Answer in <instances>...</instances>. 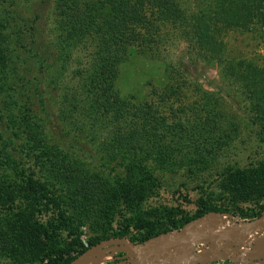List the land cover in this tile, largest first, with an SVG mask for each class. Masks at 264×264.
I'll return each instance as SVG.
<instances>
[{"label": "rangeland", "instance_id": "rangeland-1", "mask_svg": "<svg viewBox=\"0 0 264 264\" xmlns=\"http://www.w3.org/2000/svg\"><path fill=\"white\" fill-rule=\"evenodd\" d=\"M55 1L41 5L40 0H0L7 49L1 75L5 85L0 91V149L7 143L6 150L17 163L0 165V186L16 194L12 204L0 206V227L16 235L9 225L19 223L20 232H27L33 247L27 259L2 250L0 264H45L64 249L78 250L79 243L88 250L89 242L119 232H126L123 238L138 246L157 237L178 235L186 224L211 213L219 217H206L199 232L216 233L230 222L250 221L264 214V178L254 189L249 184L250 179L255 180L256 170L264 173V101L228 79L223 62L207 61L192 42L170 33L164 36L155 58L130 52L116 87L122 97L143 101L166 83L168 71L174 69L186 82L184 103L198 98L196 88L217 100L223 119L222 149L199 165L177 155L172 167L156 157L159 147L146 142L129 153L110 152L108 128L102 130L83 84L74 76L77 58L83 53L58 43ZM220 2L179 0L178 4L184 14L195 18L216 9ZM246 22V29H231L222 35L221 52L235 64L249 62L264 70V9L262 15L256 13ZM24 128H34L35 139L33 135L26 138L20 132ZM190 157L188 153L186 158ZM66 166L76 168L74 174L81 179L103 181L107 194L102 201L107 206L97 226L83 218L74 219L62 203L70 200L69 189L57 175L70 174ZM225 167L229 168L227 175L220 176ZM237 170L242 176L232 179ZM15 171L23 178L15 177ZM223 183L232 186L225 189ZM35 187H43V192L26 197ZM203 208L213 211L199 215ZM187 219L177 229L148 239L135 226L143 220L170 223ZM263 238L264 232H246L242 240L196 244L182 264H264ZM129 260L124 253L113 251L98 264H128Z\"/></svg>", "mask_w": 264, "mask_h": 264}, {"label": "trees", "instance_id": "trees-1", "mask_svg": "<svg viewBox=\"0 0 264 264\" xmlns=\"http://www.w3.org/2000/svg\"><path fill=\"white\" fill-rule=\"evenodd\" d=\"M178 2L179 0H56L54 6L58 43L65 48L69 47L70 51L83 53L82 57L77 58L78 68L74 71V76L83 84V93L92 104L102 130L108 128L107 134L111 136L107 143L110 152L115 150L118 153H129L132 148L146 142L160 148L156 149V157L166 167L175 165L174 158L177 155L183 161L191 159L192 164L199 165L205 164L211 158L209 156L219 152L223 147L222 142L224 143L222 112L217 100L199 88L195 89L198 91V98L188 104L184 103L186 82L180 79L174 69L168 71L166 83L153 89L151 96L145 100L136 102L122 97L116 84L121 66L128 60L130 52L141 57L155 58L159 53V46L166 40L164 36L176 32L192 42L207 61L223 62L226 67L224 74L228 79L239 82L254 99L264 101V70L249 65V62L235 64L229 58H224L221 52L222 35L231 29H246V20L250 21L256 13L262 15L264 0H221L216 9L195 18L184 14ZM45 3L46 0L39 2L41 5ZM5 27L0 23V91L5 85L1 76L3 55L7 52L3 37ZM22 47L21 44V49ZM20 132L29 139L33 133L36 134L34 128H24ZM34 135L32 139H35ZM2 146L0 165L7 167L11 163L16 166V160L6 150L8 144ZM185 148L189 150L183 151ZM188 153L190 158H186ZM65 169H71V173L59 174L57 177L64 180L69 189L70 200L62 203L74 219L83 218L92 227L97 226L103 220L101 211L107 206L102 201V197L106 198L107 194L102 186L103 181L81 179L74 174L76 168L66 166ZM228 169L225 167L219 175H227ZM237 172L238 174H231L232 179L242 176L243 172ZM261 172L263 171L256 170L255 180H249L252 189L260 185L264 178V173ZM15 173V177L23 178L21 173ZM223 186L228 189L232 185L223 183ZM41 192L43 187L41 190L30 188L26 197ZM15 196L5 186H0V206L12 204ZM210 211L213 210L203 208L198 214L204 215ZM187 221L188 219L169 223L143 220L138 221L135 226L136 229L144 230L147 233L145 239H148L177 229V225ZM18 225L19 223L9 225L16 230V235L0 227V253L5 250L27 259L25 257H29L33 247L25 236L27 232L21 233ZM125 236L126 232H119L102 241ZM98 243V240H93L88 246ZM77 246L78 250L64 249L45 264H70L87 250L79 243ZM73 251L74 255L71 254Z\"/></svg>", "mask_w": 264, "mask_h": 264}, {"label": "water", "instance_id": "water-1", "mask_svg": "<svg viewBox=\"0 0 264 264\" xmlns=\"http://www.w3.org/2000/svg\"><path fill=\"white\" fill-rule=\"evenodd\" d=\"M208 216L219 217V215L211 213L197 218L193 222L186 224L181 229V231L178 232V237L171 240L170 242H155V240L159 238L157 237L136 246L123 237L110 238L90 247L86 252L74 259L70 264H98V262L106 254H109L113 251L127 255L131 259L129 260L128 264H182L184 256L196 244L215 245L217 242L227 241L228 238L226 237L230 235H238L240 232L241 234L245 231H248L252 234L264 232V214L250 221L238 223L230 222V224L225 227V229H221L216 233L199 232V227L204 225V220ZM258 228L262 231H256ZM194 231L197 233L191 236ZM240 237L241 236L236 237L234 240H242ZM150 244H155V247H153V249L149 250L147 253H141V250ZM167 251L171 252L168 259L156 263V260ZM231 261L236 260L232 259Z\"/></svg>", "mask_w": 264, "mask_h": 264}, {"label": "bare ground", "instance_id": "bare-ground-1", "mask_svg": "<svg viewBox=\"0 0 264 264\" xmlns=\"http://www.w3.org/2000/svg\"><path fill=\"white\" fill-rule=\"evenodd\" d=\"M246 232H248V231L242 232V234H241V232H240L238 235H230V236H228V237H226V238L231 239V240H234L236 237H239V236L242 237L243 234L246 233ZM194 233H195V232H193V233L191 234V236H193ZM176 237H178V235H175V236H173V237L162 238V239H160V240H155V242H161V243H164V242H165V243H166V242H170L171 240L175 239ZM241 237H240V238H241ZM262 241H263V240H262ZM260 243H261V242H260ZM262 244H263V243H262ZM153 247H155V244H150V245L144 247V248L141 250V253H147L149 250L153 249ZM170 254H171L170 251H167V252L163 253V254L161 255V257L158 258V259L156 260V263H158L159 261L162 262L163 260H167L168 257L170 256Z\"/></svg>", "mask_w": 264, "mask_h": 264}]
</instances>
